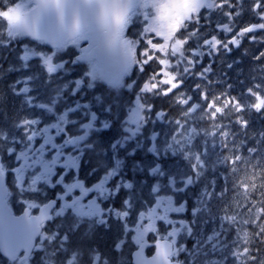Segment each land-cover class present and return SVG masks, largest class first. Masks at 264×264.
Returning <instances> with one entry per match:
<instances>
[{"label": "rangeland", "instance_id": "1", "mask_svg": "<svg viewBox=\"0 0 264 264\" xmlns=\"http://www.w3.org/2000/svg\"><path fill=\"white\" fill-rule=\"evenodd\" d=\"M208 3L210 7L200 8L196 18L187 23L188 26L195 22L198 26L191 31L196 47L187 56L183 51V55L170 56L169 60L176 62L169 68L165 67L163 58L157 59L160 53L156 49L161 45L149 31V14H140L138 5L130 26L122 31V38L132 43L136 54L134 64L138 70L144 69L147 62L155 61L151 65L152 71L141 83L132 79L127 84L131 87L136 83L139 94L169 91L182 82L184 73L190 74L189 63H200L206 56L221 51L226 54L245 45L246 61L243 58L237 61L229 59L233 67H237L239 62L246 63L247 70L240 72L244 78L233 76L231 81L217 82L203 70L190 77L196 82L194 85L202 89L203 101H189L187 112L191 118L199 120L210 119L218 113L252 110L256 108H253L255 99L264 97V0H208ZM178 38L177 43H182V47L189 40L186 35ZM22 50L18 54L24 58V65L21 63L18 67L17 61L12 59L14 65L11 66L17 68L13 70L14 78L7 84L4 76H0V146L5 144L6 147L0 151L6 155L4 168L9 180L16 183L21 191L41 190L43 194L47 193L46 199L51 193L50 182L45 183L43 189L33 183L40 176L52 177L47 172V167L52 165L48 151L59 148L57 139L63 135V127L74 126L80 121L76 115L78 109L90 105L89 100L83 102L76 98L63 108L60 106L62 97L71 84L73 92L83 94L87 93V88L91 89L90 92L93 89L103 92L107 86L97 78L95 61L85 58L88 50L81 37L70 40L56 51L29 44L23 45ZM81 55L84 61L80 60ZM21 69L25 74L20 73ZM43 71H48L55 78L44 89L41 88ZM34 73H37L36 77ZM71 73L72 79H76L75 84L70 80ZM96 95L100 99L99 92ZM141 97L137 96L132 105L120 108L121 130L108 121L106 136L93 143L96 150L85 151L89 162L102 161L100 173L95 168L86 171L82 178L80 170L83 164L66 157L64 162L70 165V180L62 184L64 199L59 203L56 216L85 218L98 214L103 220V211L111 212L123 219L125 232L132 231L130 235L123 234L119 246L127 241L137 245L150 234L164 235L175 243L174 256L184 252L188 264H264V228L260 227L264 223V144L252 147L239 158L229 161L222 148V137L228 133L220 124L217 128L208 129L179 121L166 134H160L159 127L143 130L145 103ZM262 103L264 105V100H260ZM94 124V121L85 120L76 130V139L72 142H80L86 149L91 146ZM9 139L11 144L7 145L5 141ZM13 141L18 148L11 153L9 147L13 146ZM37 144L42 145L37 147ZM140 148L160 156L161 160L149 164V168L169 175L171 191L192 184L205 169H210L214 178L221 179V187L204 189L189 215L181 211V205L176 204L172 193L171 196L163 194L159 197V211L141 209L134 214L128 211L129 208L103 209L104 200L115 191L111 181L118 174L120 150L139 152ZM17 157L19 164L16 163ZM15 199L19 201L18 197ZM27 203L33 204L32 200ZM34 203L40 204L37 200ZM15 206L19 210L23 208ZM48 237L47 232L42 234L36 250L45 247ZM188 239L191 247L187 245ZM99 254L100 259L94 257L91 264L111 262L109 256ZM124 259H117L115 264H123ZM14 263L33 264V261L27 259ZM55 263L51 261V264ZM76 263L69 259L65 264Z\"/></svg>", "mask_w": 264, "mask_h": 264}, {"label": "trees", "instance_id": "2", "mask_svg": "<svg viewBox=\"0 0 264 264\" xmlns=\"http://www.w3.org/2000/svg\"><path fill=\"white\" fill-rule=\"evenodd\" d=\"M211 22L215 23L214 20H211ZM0 27H3V23H0ZM195 27L198 26L193 22L186 28L181 29L178 33L179 37L184 38L185 35L189 37L187 44L182 47V51L186 56L190 53V50L192 51L196 47L195 43H193L195 38L192 37L191 33ZM28 44L38 47L39 49L54 51V49L44 42L36 41L27 36L10 40L5 35L0 34V76H4L5 83L8 84L11 78H14L15 74L13 70H17L16 67H12L14 65L12 59L17 61L16 65H18V67H21V63L24 65V58L20 56L18 52H23L22 46ZM243 50H245L244 44L242 48L234 49L233 52L223 54L221 51L219 54L210 57L206 56L200 63L198 61L189 63L191 64L190 74H188V72L184 73V76L181 78L182 82L179 85L169 91L156 94H139L136 83H133L131 87H127V84L131 83L132 79L134 82L141 83L143 78L152 71L151 65L155 62L152 60L149 61V64L147 62L142 70H138V66L135 65L122 85L115 87L107 86V89L103 92H100L98 89H93V92H90V88H87L86 94L80 91L73 92V89H70L72 88L71 84L62 97L63 101H61L60 106H63V108L67 107L74 102L76 98L82 99L83 102L89 100L90 105L82 106L78 109V112H76L80 120L78 123H75L74 126L69 124L63 127L64 129L62 128L64 133L63 135H59L57 139L61 147L59 146L57 149L55 148L54 150L48 151L53 165V174L52 172L48 174L52 177L47 179L45 176H42L43 179H41L40 176L37 182L33 184H36L37 188L41 187L43 189L45 183L50 182V195L58 197L60 203L62 200L60 196L62 195H60L59 192H65L62 189V184L68 183L70 180L68 175L70 170L65 168V166L70 167L67 161L64 162L66 157L70 156L75 162L83 164L80 170L82 171L80 175L82 178L86 171L90 172L95 168H97L96 171L100 173L102 171V161L95 160L89 162L87 160L88 155L85 154V151L91 152L94 149L96 150L93 143H98L103 136H106L105 126L108 121L112 122L117 129L121 130L120 108H123L125 105H132L137 96H142L141 100L145 103L143 130H149L150 127L153 129L159 127L160 134H166V132L172 130L173 125L179 121L208 129L217 128L220 124L228 133L222 137V148L224 152H227L229 161L237 157L239 158V155L248 152L252 147L264 144V105L263 103L260 104V100H264V97L259 96L255 99L256 102L253 108H256L252 110L244 109L236 112L218 113L215 117L207 120L193 119L187 112L189 101H203L202 89L199 86H195L194 84H196V82L191 80L190 77L198 71L203 70L210 73L209 77L217 82L231 81L233 76L244 78L245 75L240 72L243 71V69L247 70L246 63L244 62L243 64L239 62L236 63L238 65L237 67H233V62L229 61L230 58L236 61L243 58L244 61H246ZM137 60H139V56ZM262 64L264 65V63ZM3 67L5 68L4 70ZM2 70L3 73L1 72ZM20 73L25 74V70L21 69ZM43 74H45V76ZM33 76L36 77L37 73H34ZM42 76L44 77L42 80L43 85L41 86L43 89L51 84L52 81H55V78L52 77L48 71H43ZM72 76L73 74L71 73L70 80L75 84L76 79H72ZM98 92L101 95L100 99L96 95ZM85 120L95 122L90 135V142L92 145H88L87 149L86 146H83L80 142H72V140L76 139V130L81 127ZM44 136L40 138L42 139ZM145 136H147V134ZM5 142L7 145L11 144L10 139ZM68 142H71V144ZM12 144L13 146L9 147V149L11 153H14L18 145L14 141ZM131 144L134 143L132 142ZM39 145L42 144H37V147ZM1 148H6L5 144L4 147L0 146V149ZM118 156V174L113 176L111 181V185L115 191L104 200L102 204L104 206H102L103 209L116 208L125 210L129 208L128 211L134 212V214L141 209L159 211V197L163 194H169V196H171L170 193H172L176 204L181 205V211L189 215L195 207L196 201L201 197L204 189L213 188L215 186H217V188L221 187V179L214 178L213 173H210V169H205L200 172L197 180L192 184L178 191H171L169 175L159 171H151L149 168V164L153 165L156 161L158 162L161 160L160 156L154 155V153L148 151L146 148H140L139 152L120 150ZM161 157L164 158L163 156ZM16 163L19 164V159ZM56 170H59V173H56ZM66 170H68V172H66ZM72 173L74 174L75 172L72 171ZM8 183L13 198L11 203L16 210H19L17 209L18 207L15 206L16 204L23 207L29 204L27 203L29 200H32L33 204H35L34 202L36 200L40 203L44 201L45 197L48 195L47 193L43 194L41 190L35 192H27V190L21 191L16 183L9 180V177ZM52 184H54V186H52ZM17 197L19 201L15 199ZM103 212V220L100 219L98 214L90 215L85 218L69 215L54 216L52 220L46 223L45 232H47L49 237L45 247L41 250H35L30 260L33 261V264H51L52 260L56 262L55 264H65L69 259H72L74 262L77 261L76 264H91L93 260L97 258L100 259L99 253H102L105 257L109 256L111 258V262L106 261L105 264H115L117 259L121 258H125L123 264H131L130 253L136 244L133 241H127L119 246V241L124 237L123 234L130 235L132 231H124L123 219L121 217L114 216L111 212ZM162 224L164 225L163 222H161V225ZM161 233L162 232L158 234ZM158 237L159 235L157 234H150L148 240L153 241ZM190 242L191 240L188 239V247H191ZM148 251L152 252L153 248H150ZM178 259L188 264L184 252H180ZM0 264L15 263L9 262L0 254Z\"/></svg>", "mask_w": 264, "mask_h": 264}, {"label": "water", "instance_id": "3", "mask_svg": "<svg viewBox=\"0 0 264 264\" xmlns=\"http://www.w3.org/2000/svg\"><path fill=\"white\" fill-rule=\"evenodd\" d=\"M26 9L29 23L26 34L59 46L73 37L88 40L86 59H96L101 78L116 84L131 68L134 53L130 41L122 39L121 29L98 26L92 5L94 0H32ZM196 0H192L195 2ZM9 186L0 153V253L10 261L28 258L43 231L45 222L53 218L57 199L42 203L37 212L30 206L15 213L8 200ZM153 245L154 252L147 254ZM173 243L157 239L153 243L142 241L132 251L133 264H183L171 258Z\"/></svg>", "mask_w": 264, "mask_h": 264}, {"label": "clouds", "instance_id": "4", "mask_svg": "<svg viewBox=\"0 0 264 264\" xmlns=\"http://www.w3.org/2000/svg\"><path fill=\"white\" fill-rule=\"evenodd\" d=\"M137 5L140 14H149V31L161 45L156 49L160 53L157 59L163 58L166 68L176 62L170 61V56L183 55L182 43H177L179 38L176 33L196 18L200 8L211 6L208 0H196L195 3L192 0H94L92 8L99 27L126 31L133 16L137 14ZM0 23H3L0 34L10 40L26 35L24 29L29 23V17L24 0H0ZM260 227L264 228V223Z\"/></svg>", "mask_w": 264, "mask_h": 264}, {"label": "bare ground", "instance_id": "5", "mask_svg": "<svg viewBox=\"0 0 264 264\" xmlns=\"http://www.w3.org/2000/svg\"><path fill=\"white\" fill-rule=\"evenodd\" d=\"M1 67H2V66H1ZM4 67H5V66H4ZM4 67H3V70L6 68V67H5V68H4ZM0 70H1V69H0ZM3 70L1 71L2 73H3ZM4 72H5V71H4Z\"/></svg>", "mask_w": 264, "mask_h": 264}]
</instances>
